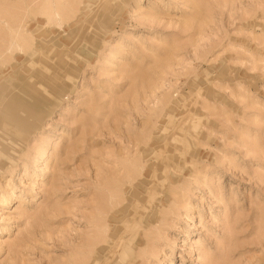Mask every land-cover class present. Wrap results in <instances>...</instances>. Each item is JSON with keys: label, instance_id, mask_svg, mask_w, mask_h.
<instances>
[{"label": "rangeland", "instance_id": "rangeland-1", "mask_svg": "<svg viewBox=\"0 0 264 264\" xmlns=\"http://www.w3.org/2000/svg\"><path fill=\"white\" fill-rule=\"evenodd\" d=\"M25 1L0 0V52L18 17L33 43L0 63V264H69L96 223L87 264H264V0Z\"/></svg>", "mask_w": 264, "mask_h": 264}, {"label": "bare ground", "instance_id": "bare-ground-1", "mask_svg": "<svg viewBox=\"0 0 264 264\" xmlns=\"http://www.w3.org/2000/svg\"><path fill=\"white\" fill-rule=\"evenodd\" d=\"M37 1H39V0H37ZM24 2H27V1L24 0ZM33 3H36V0H31L30 5ZM25 4H26L25 10L23 8L24 12H28L30 8H33V6L32 5L30 6L29 3H28V5H27V3H25ZM73 5L71 4V1L68 2V0H41V2L38 4V6H36V8H37V13H39L41 15H45L49 19L53 18L57 24H61L63 22H66L67 20H69V18L72 16V14H74V10L72 9ZM26 7H27V9H26ZM75 11H77V10H75ZM31 12H32V10L28 13H31ZM32 14H33V12H32ZM23 17H25V16H23ZM6 28H7L6 29L7 40H6L5 45H3L4 48L0 52V63H5L6 58L8 59L13 54H15V52H21V51L25 52L26 50H28L33 45L30 37L24 32L23 26H22V19H19V17L14 19L13 22H11V23L6 21ZM128 176H130V175H128ZM110 199H111V201L109 202L110 205L115 204V202L118 203L116 201V199H114V200H113V198H110ZM128 226L125 227L124 232H126ZM104 238H105V224L102 223L101 225H99V223H96L95 224V230H94L93 234L88 238L87 242H85V244L82 246L80 252L76 253L72 257V261L69 264H87L92 258L91 253H92L93 249L95 248V246H97V244H99L101 241H103ZM130 238H132V237L128 236V234H127V236L119 235L117 237L116 242L114 241L115 242L114 245L112 244L113 248L114 249L122 248V247L125 248L128 244V241L130 240ZM132 241H130V242H132ZM122 253H124V252H122ZM124 254H126V253H124ZM94 263H95V260H94ZM94 263L92 261V264H94Z\"/></svg>", "mask_w": 264, "mask_h": 264}]
</instances>
